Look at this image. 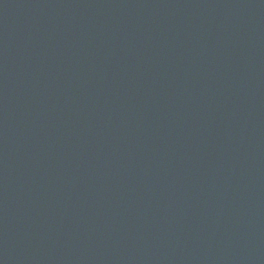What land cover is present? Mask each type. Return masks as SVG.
I'll list each match as a JSON object with an SVG mask.
<instances>
[{
  "label": "water",
  "instance_id": "water-1",
  "mask_svg": "<svg viewBox=\"0 0 264 264\" xmlns=\"http://www.w3.org/2000/svg\"><path fill=\"white\" fill-rule=\"evenodd\" d=\"M0 264H264V0H0Z\"/></svg>",
  "mask_w": 264,
  "mask_h": 264
}]
</instances>
